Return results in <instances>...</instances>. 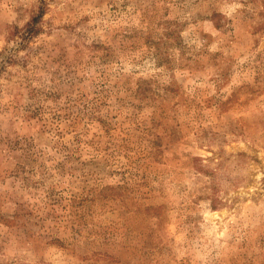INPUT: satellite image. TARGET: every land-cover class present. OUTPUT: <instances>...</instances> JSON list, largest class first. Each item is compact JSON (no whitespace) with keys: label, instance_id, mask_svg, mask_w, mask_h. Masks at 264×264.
<instances>
[{"label":"rangeland","instance_id":"1","mask_svg":"<svg viewBox=\"0 0 264 264\" xmlns=\"http://www.w3.org/2000/svg\"><path fill=\"white\" fill-rule=\"evenodd\" d=\"M0 264H264V0H0Z\"/></svg>","mask_w":264,"mask_h":264}]
</instances>
